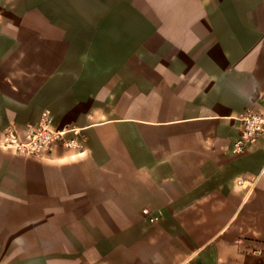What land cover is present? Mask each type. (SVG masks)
<instances>
[{
	"label": "crops",
	"instance_id": "0c3cea01",
	"mask_svg": "<svg viewBox=\"0 0 264 264\" xmlns=\"http://www.w3.org/2000/svg\"><path fill=\"white\" fill-rule=\"evenodd\" d=\"M264 0H0V264H264ZM146 211V214H143Z\"/></svg>",
	"mask_w": 264,
	"mask_h": 264
},
{
	"label": "built area",
	"instance_id": "2783aa9c",
	"mask_svg": "<svg viewBox=\"0 0 264 264\" xmlns=\"http://www.w3.org/2000/svg\"><path fill=\"white\" fill-rule=\"evenodd\" d=\"M237 120L240 127L234 150L240 154L264 136V105L261 112L248 111L240 115ZM81 140L80 129L57 128L50 118L44 117L37 125L27 127L23 140H20L13 131L8 130L0 146L23 157L43 158L54 146L65 150H78L81 148ZM146 213L143 211V214Z\"/></svg>",
	"mask_w": 264,
	"mask_h": 264
}]
</instances>
